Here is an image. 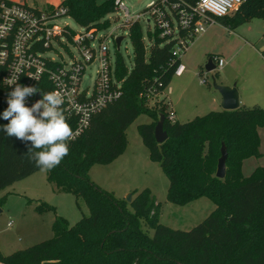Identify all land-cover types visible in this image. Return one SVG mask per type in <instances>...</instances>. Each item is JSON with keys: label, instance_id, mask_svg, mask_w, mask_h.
<instances>
[{"label": "trees", "instance_id": "16d2710c", "mask_svg": "<svg viewBox=\"0 0 264 264\" xmlns=\"http://www.w3.org/2000/svg\"><path fill=\"white\" fill-rule=\"evenodd\" d=\"M115 1L99 5L97 0H63L61 7L67 11L65 17L97 35L110 27L107 17L117 13ZM165 1L169 7L180 3L190 8L199 0ZM161 3L159 0L153 7ZM256 18L264 19V0H244L234 16L216 21L236 28ZM124 29L129 32L134 60L130 68L117 54L116 78L123 83L122 98L96 116L88 131L69 145L70 153L61 164L47 171L49 183L59 192L83 199L90 215L75 226L57 218L52 240L10 256L0 252V263L264 264V168L250 177L242 173L245 160L261 157L264 109L242 106L235 111H212L188 123H171L166 104L151 106L147 93L153 89L158 97L171 84L180 63L172 55L175 42L162 38L158 30L148 48L140 23ZM70 33L73 30L66 28L63 34L70 38ZM6 108L0 100V125L9 123L2 118ZM141 115L152 119L150 124L141 125L139 132L151 160L169 179L168 201L186 206L207 198L215 205V210L190 231L160 223V204L150 190L142 191L129 204L89 179L93 166L110 164L125 152L126 131ZM161 115L166 117L169 138L158 144L155 127ZM223 144L229 156L227 175L221 180L216 173ZM30 146V141L25 143L0 131V192L41 170L26 155ZM37 210L44 214L53 208L43 203ZM142 222L155 231L153 237L143 231Z\"/></svg>", "mask_w": 264, "mask_h": 264}, {"label": "rangeland", "instance_id": "374dc122", "mask_svg": "<svg viewBox=\"0 0 264 264\" xmlns=\"http://www.w3.org/2000/svg\"><path fill=\"white\" fill-rule=\"evenodd\" d=\"M28 1L41 10L58 12L63 8L61 7L63 0H57L56 4H50L49 0ZM105 1L97 0V3L101 5ZM152 1L159 0H126V4L131 13L136 15L144 14L149 8L147 5ZM121 16L116 13L109 15L107 19L110 20V27L99 35L114 33L115 37H125L120 52L114 45L113 37L106 43L112 63L119 53L131 68L134 49L129 32L121 24ZM149 16L150 13H147L144 17L145 21L141 22L144 41L148 48L159 30L157 26L154 27V22ZM118 17L121 19L119 20ZM58 23L75 32H83L82 27L71 17L62 16ZM205 28L206 32L195 38L189 51L182 57V64L187 68L184 76L181 78L174 76L164 94L152 101L154 107L159 102L166 104L164 105L166 110L173 111L176 122L182 124L212 111H222V104L216 106L211 103L212 98L220 96L213 87V78L219 85L226 86L223 84L226 81L236 85L243 94V99H247L249 94L262 90L264 86V19H252L236 28L214 21L211 25L205 24ZM69 43L72 42L56 44L50 58L68 64L74 60V57L79 59L77 49ZM211 57L223 59L226 62L225 66L214 72H207L205 67ZM96 70L97 66L91 69L89 77L84 80L85 86H91ZM202 81H205V84ZM240 88H246L245 92L243 93ZM247 107L264 109V103H255ZM151 122L149 116L141 115L126 131L128 143L125 152L110 164L93 166L89 172V179L102 190L113 193L120 201L127 202L129 195H132L133 201L142 191L150 190L156 202L160 204V223L174 230L190 231L215 210V205L207 198L186 206L175 205L168 201L169 179L161 166L151 160L149 150L144 145L139 132L141 125ZM260 137L261 157L250 158L243 162L244 177H250L258 168H264V128L260 130ZM31 177L22 179L0 192V252L4 256L52 240L53 225L57 218H62L68 225L75 226L84 217L90 215L83 199L70 193L59 192L49 183L47 171L39 170ZM43 203L51 206L53 210H48L44 214L39 213L37 207ZM141 226L143 231L151 237L154 236L155 231L151 227L144 222Z\"/></svg>", "mask_w": 264, "mask_h": 264}, {"label": "built area", "instance_id": "2783aa9c", "mask_svg": "<svg viewBox=\"0 0 264 264\" xmlns=\"http://www.w3.org/2000/svg\"><path fill=\"white\" fill-rule=\"evenodd\" d=\"M154 4L146 14L150 13L149 18L153 20L154 27L159 28L162 38L175 42L172 55L180 63L174 76L181 77L187 70L181 62L182 57L190 49L193 39L206 32L205 24L211 25L218 18L236 14L244 0H199L190 8L180 3L169 7L165 0L158 7H153ZM115 5L118 10L116 14L122 15L123 28L145 21V12L133 15L126 0H116ZM66 12L65 8L54 12L14 2L0 4V100L8 107L7 95L17 82L39 87L44 92H60L65 99L63 108L68 123L77 134L70 141L71 145L88 131L96 116L122 98L123 83L116 78V60L112 63L106 43L113 37L117 48L116 39L119 36L115 37L114 33L99 35L102 31L94 35L82 28L83 32L73 30L70 38L65 37L63 33L68 27L60 26L58 21ZM147 24H150V20ZM68 41L77 49L79 59L74 57L68 64L50 58L56 44ZM214 63L216 69H222L226 64L219 57L214 59ZM94 66H97L95 79L91 86H85L84 80ZM202 83L205 84V81ZM154 93L153 89L147 93L151 106L152 101L160 97ZM38 96L42 99L41 92L26 97V106L31 107ZM168 120L176 123L173 111L169 112Z\"/></svg>", "mask_w": 264, "mask_h": 264}, {"label": "clouds", "instance_id": "9594fccd", "mask_svg": "<svg viewBox=\"0 0 264 264\" xmlns=\"http://www.w3.org/2000/svg\"><path fill=\"white\" fill-rule=\"evenodd\" d=\"M38 92L42 93V99L31 107L26 106V97ZM64 103L58 91L44 92L39 87L18 82L7 95L8 107L2 118L9 123L0 125V131L25 143L30 141L26 155L42 171H51L61 164L70 153V141L77 135L68 123Z\"/></svg>", "mask_w": 264, "mask_h": 264}, {"label": "water", "instance_id": "95a60500", "mask_svg": "<svg viewBox=\"0 0 264 264\" xmlns=\"http://www.w3.org/2000/svg\"><path fill=\"white\" fill-rule=\"evenodd\" d=\"M124 39H125L124 36H120L116 39L117 51L119 52L121 50V45ZM205 69L209 73L214 72L216 70V65L212 59L208 60ZM213 87L216 91H218V93L220 94L222 98L221 106H222L223 111H235L241 107V102H240L241 92L238 90L236 85H233V86L219 85L216 79L213 78ZM39 99H40V96L37 97V100ZM165 122H166V117L164 115H161L159 122L157 123L155 127V139L158 144L165 143L169 138L168 133L165 130ZM228 156H229L228 149L223 144L221 148V157L218 161V168H217V173H216V177L218 179L223 180L225 179L227 175ZM127 202L132 203V195L128 196Z\"/></svg>", "mask_w": 264, "mask_h": 264}, {"label": "crops", "instance_id": "0c3cea01", "mask_svg": "<svg viewBox=\"0 0 264 264\" xmlns=\"http://www.w3.org/2000/svg\"><path fill=\"white\" fill-rule=\"evenodd\" d=\"M8 1L14 2V3H19V4H22V5H26V6H30V7L36 8V9H40V8L35 7L32 4H29V1L28 0H8ZM56 1L57 0H49L48 2L50 4H56L57 3ZM153 3H154V1L150 2L147 5V7H150ZM184 74H183V76H184ZM183 76H181V77H183ZM181 77H179V78H181ZM223 84L226 85V86H233L232 83H230L229 81H226ZM245 89L246 88H242L241 89L243 93L245 92ZM254 93L255 94H249L247 96V99H243V94L241 93V96H240L241 106H248V105L251 106V104H255V103L257 104V103H260V102L264 103V86H262V90L256 91ZM211 103L212 104H215L216 106H217V104H220L221 105L222 104V98H221V96L212 98ZM243 166H244V164H243ZM243 166H242V171H243ZM29 177H31V176H29ZM32 177H34V176H32ZM28 179H30V178H28Z\"/></svg>", "mask_w": 264, "mask_h": 264}]
</instances>
